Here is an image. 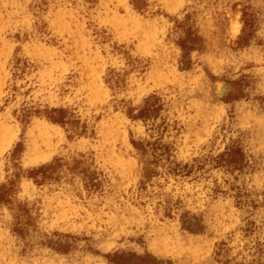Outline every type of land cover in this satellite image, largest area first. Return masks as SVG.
Masks as SVG:
<instances>
[{"label": "clouds", "instance_id": "1", "mask_svg": "<svg viewBox=\"0 0 264 264\" xmlns=\"http://www.w3.org/2000/svg\"><path fill=\"white\" fill-rule=\"evenodd\" d=\"M28 2L42 5L35 18L27 16L30 24H54L69 15L78 16V30H84V17L78 14L87 7L85 0H76V14L69 10L71 0H48L47 12L43 0ZM207 3L101 0L106 11L91 19L127 23L133 38L154 35V65L165 71L164 78L142 77L138 54L126 49L118 69L121 76L127 74L124 81H113L97 99L61 98L80 111L74 120H65L63 135L40 145L32 133L38 121L51 120L53 114L37 112L46 107L39 99L42 92L22 95L33 76L13 81L3 71L0 107L7 100L19 119L13 121L15 142L0 143V192L6 190L5 177L31 174L37 184L33 200L42 212L34 214L29 207L18 218L21 247L43 243L55 249L59 255L48 264H112L108 254L117 249L138 250L141 257L151 252L154 264H168L169 257L176 264H264L259 251L264 249V142L258 147L250 142L255 125L241 121L235 108L249 100L253 87L241 80V67L254 61L261 65L257 74L264 76V0H220L235 25L220 29L213 27L215 9H206ZM232 5H237L234 11ZM161 6L170 13L166 20L154 15ZM0 7L19 5L0 0ZM115 8H123L124 16H116ZM25 30L37 36L31 27ZM209 65L215 84L203 71ZM13 83L25 85L21 94L11 91ZM217 84L223 87L218 90ZM258 91L264 95V81ZM251 103L264 101L253 96ZM258 124L264 131V118ZM30 144L47 152V158L29 164L25 153ZM226 150L227 164L218 166ZM49 180L56 181L58 192H50L51 185L40 187ZM254 202L262 210L259 216L253 215ZM10 221L7 212L0 216V241L9 239ZM249 221L257 225L251 234L245 231Z\"/></svg>", "mask_w": 264, "mask_h": 264}, {"label": "rangeland", "instance_id": "2", "mask_svg": "<svg viewBox=\"0 0 264 264\" xmlns=\"http://www.w3.org/2000/svg\"><path fill=\"white\" fill-rule=\"evenodd\" d=\"M18 1L23 7L25 6L24 0ZM85 3L87 7L78 14L84 17L83 31L78 30V16L73 19V16L69 15H65L62 21L64 28H61L59 22L54 24L48 22L30 24L29 22L28 26L22 27L25 21L21 10L16 13L20 25L11 24L4 31L1 30L3 33H0V50L8 47L9 53L4 54L0 61V76H2L3 71H8L13 81L25 80L26 76H33V79L28 81L30 86L22 95L27 97L34 92H42L39 99L41 104L46 105V107L37 108L36 110L37 112L47 110L53 114L51 120L44 119L43 123L37 122L36 131L32 133V136L36 138V145L63 135L65 120H74L79 113L78 106L65 105L61 102V98L68 100L78 94V97L97 99L101 91L105 87H110L113 81H124L127 74L121 76L118 69L119 65L125 61L126 49L131 48L138 54V59L143 64L142 77L147 74L155 79L164 78L165 71L162 68H156L154 65L156 55L154 35L150 36L145 32L143 36L137 35L133 38L127 34L129 25L117 19H113L111 24L96 23L91 17L101 16L106 9L103 8L101 0H85ZM43 5V11L47 12L48 0H43ZM41 7V4L33 2L27 8L28 15L35 18L37 15L36 10ZM236 7L237 5H232V10L234 11ZM108 8H112V5L109 4ZM205 8L215 9L213 27L217 29L224 26L235 28L229 18V13L220 7V0H208ZM51 10L57 12L58 8H52ZM69 10L76 14V0H71ZM114 11L116 16H124L123 8H115ZM3 13L4 10L0 7V15ZM108 15L112 14L108 13ZM154 15L166 20L169 18L170 13L165 7L161 6L156 9ZM28 27L35 30L36 37L25 30ZM260 67L261 65L254 61H249L241 67L240 71L245 73L244 76H241V80H249L253 87L249 93V100L242 101L235 106L237 116L241 121L247 120L248 123L255 125L249 131V140L256 147L264 142V131H261L258 124V121L264 118V104L254 105L251 103L253 96L256 100L264 101V95H261L258 91V86L264 81V76L257 74V69ZM227 70L233 71V69ZM203 71L212 83H217V76L211 65ZM23 87H25L24 84L17 87L13 83L11 91L21 94L20 89ZM168 87H171V85H168ZM222 87L223 84H217L218 90ZM5 91H7V88H5ZM79 103H84V100L81 99ZM131 114V112L128 113V115ZM147 114V110H145L144 115ZM18 119L17 110L10 109L9 102L6 100L4 105L0 107V143L7 142L11 145L15 142L13 121ZM49 132H51V135H49ZM132 144L142 147L137 145L135 140H132ZM17 147L20 146L17 145ZM47 156V152L40 151L38 147L34 149L31 144L29 150L25 153L26 161L31 165H35L39 160L46 159ZM222 157L224 159L220 160L218 166L227 164V150L222 153ZM5 180L7 181L6 190L0 192V216L7 212L11 221L7 226L9 239L0 241V264H20L22 260H27V264H48L52 256L59 255L55 249L45 246L43 243L33 244L30 249L21 247L17 243L21 236V229L17 226L18 218L26 215L29 207L33 209L34 214L39 213L42 215L39 206L33 200V192L37 184L31 179V174L28 177L16 179L5 177ZM48 185H51L50 192L59 191L56 187V181L53 180L47 181L40 187L44 188ZM252 207L254 209L253 215L259 216L262 211L259 205L254 202ZM69 211H72L71 207H69ZM107 211L108 209L105 208V212ZM207 211L208 213L214 211L211 203ZM39 226L37 223V231L34 233L37 239L40 236ZM255 227H257L255 222L249 221V227L245 231L251 234ZM139 240L140 243H144L143 237ZM259 251L264 254V249ZM45 253L49 255H45ZM108 255L112 258V264H154L156 259L151 252L141 257L138 250L129 253L117 249L114 255L112 253ZM217 255H220V253L218 252ZM89 259L94 261L96 257H90ZM73 264H77V262L73 260ZM168 264H176V262L169 257ZM185 264H195V261L186 260ZM226 264H231V262L226 261Z\"/></svg>", "mask_w": 264, "mask_h": 264}, {"label": "bare ground", "instance_id": "3", "mask_svg": "<svg viewBox=\"0 0 264 264\" xmlns=\"http://www.w3.org/2000/svg\"><path fill=\"white\" fill-rule=\"evenodd\" d=\"M17 4L19 5V7H13V8H9V9H3L4 13L2 15H0V33L4 31L6 28L10 27L11 24L19 26L20 25V21L16 18V13L21 10L23 12V16H24V21L25 24L22 25V27H26L28 26L27 22V16L28 12H27V8L29 7V5H31L32 3H29L28 0H24L25 6L23 7L22 4L20 3V1L16 0ZM61 28H64V23L62 21L59 22ZM9 50L8 47H6L3 50H0V61L3 58L2 56L4 54H8Z\"/></svg>", "mask_w": 264, "mask_h": 264}]
</instances>
